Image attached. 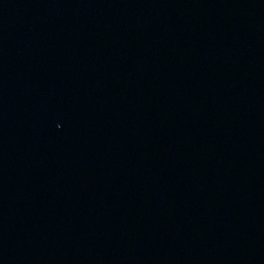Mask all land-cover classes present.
<instances>
[{
	"label": "water",
	"instance_id": "obj_1",
	"mask_svg": "<svg viewBox=\"0 0 264 264\" xmlns=\"http://www.w3.org/2000/svg\"><path fill=\"white\" fill-rule=\"evenodd\" d=\"M0 264H264V0H0Z\"/></svg>",
	"mask_w": 264,
	"mask_h": 264
}]
</instances>
